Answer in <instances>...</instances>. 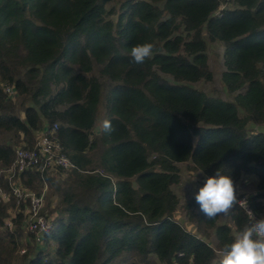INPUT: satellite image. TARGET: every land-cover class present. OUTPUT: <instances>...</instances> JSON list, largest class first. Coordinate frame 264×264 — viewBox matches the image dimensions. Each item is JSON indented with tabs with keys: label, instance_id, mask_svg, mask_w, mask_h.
Listing matches in <instances>:
<instances>
[{
	"label": "trees",
	"instance_id": "1",
	"mask_svg": "<svg viewBox=\"0 0 264 264\" xmlns=\"http://www.w3.org/2000/svg\"><path fill=\"white\" fill-rule=\"evenodd\" d=\"M145 42L153 54L136 64L131 48ZM217 42L232 102L192 86L214 79L207 51ZM102 104L111 134L97 130ZM253 125H264V0H0V171L55 126L77 167L20 176L37 195L47 188L48 208L59 199L41 248L27 206L0 199V239L27 249L14 264H213L217 250L174 220L179 165L205 179L219 170L236 193L255 178L249 200L261 218L264 132ZM0 183L10 192L5 173ZM186 208L203 236L215 232L218 251L234 239L194 198ZM229 216L236 233L250 222L237 205Z\"/></svg>",
	"mask_w": 264,
	"mask_h": 264
},
{
	"label": "built area",
	"instance_id": "2",
	"mask_svg": "<svg viewBox=\"0 0 264 264\" xmlns=\"http://www.w3.org/2000/svg\"><path fill=\"white\" fill-rule=\"evenodd\" d=\"M3 89L7 95L14 97L15 90L13 87L6 86ZM56 129L57 126L40 133L34 148L20 147L16 149V161L13 166L7 171H0V174L5 173L10 185V192H7L0 183V199L3 202H9L11 198H14L17 205L25 204L27 206L25 212L27 218L24 225L26 230L34 236V245L37 248L43 247L46 235L53 229L56 214H49L47 210V188L40 195H37L21 184L20 176L26 171L35 169L41 173L56 169L64 171L77 169L63 153V148L55 136ZM237 198L246 201L244 206L237 204L245 211L246 215L247 209L254 213L250 206L249 197L237 195ZM254 217L259 219L255 213ZM248 218L251 220V217L248 216ZM5 228L6 230L13 229L11 221L6 222ZM26 253L25 248L20 250L21 255Z\"/></svg>",
	"mask_w": 264,
	"mask_h": 264
},
{
	"label": "rangeland",
	"instance_id": "3",
	"mask_svg": "<svg viewBox=\"0 0 264 264\" xmlns=\"http://www.w3.org/2000/svg\"><path fill=\"white\" fill-rule=\"evenodd\" d=\"M115 4V3H113ZM118 6V4H116ZM231 6V5H229ZM224 51L225 47L222 43H208V57H209V65L211 71L213 72L214 79L211 82L200 81L198 83L192 84L198 90H202L209 96L220 97L225 101L232 102L234 101V95L228 93L226 87L224 86L222 76L226 71L224 65ZM167 80H172L171 77L164 76ZM105 118V110L103 104L100 106L99 116H98V126L97 128H102V123ZM251 131L255 133L264 132V125H253L250 127ZM37 142V141H36ZM152 159V157H151ZM180 183L173 187L174 192L178 196L180 201V205L175 213L174 220L180 224L185 230L188 232L198 236L203 239L206 243H208L213 249L217 250V259L216 262L218 264L219 261V251H218V240L215 236V232L212 230L207 231V236H203L198 230L196 223H193L190 220L189 211H187L186 205L189 203L191 199L195 197V194L198 193L199 188L203 187L205 178L200 171L194 169L192 163L180 164ZM62 177V176H61ZM66 179L67 176L64 175L62 177ZM257 181L253 177H243L242 180L238 184L237 195L251 197L257 193ZM59 203L58 196L52 199L51 205H47V210L49 214L54 213L56 207ZM57 211V210H56ZM264 217V212L261 215ZM219 223L223 225L231 226L234 234L236 235L235 226L230 218V216H220ZM7 235L4 233L3 237L0 239V264H14L16 260L19 258L21 254L18 252L12 251L8 241ZM34 247H36L34 245ZM26 249V248H25ZM27 250V249H26ZM153 264H158L156 259H151Z\"/></svg>",
	"mask_w": 264,
	"mask_h": 264
},
{
	"label": "clouds",
	"instance_id": "4",
	"mask_svg": "<svg viewBox=\"0 0 264 264\" xmlns=\"http://www.w3.org/2000/svg\"><path fill=\"white\" fill-rule=\"evenodd\" d=\"M153 47V44L147 42L133 46L130 51L133 62L143 64L152 56ZM102 129L109 134L115 130L109 120L103 121ZM194 199L199 211L208 220L228 216L237 204H246V201L238 200L231 176L219 170L214 176L205 179ZM247 215L251 217L250 222L245 223L234 239L220 249L218 264H264V217L256 219L248 209ZM213 264L217 262L213 261Z\"/></svg>",
	"mask_w": 264,
	"mask_h": 264
},
{
	"label": "crops",
	"instance_id": "5",
	"mask_svg": "<svg viewBox=\"0 0 264 264\" xmlns=\"http://www.w3.org/2000/svg\"><path fill=\"white\" fill-rule=\"evenodd\" d=\"M97 130H99V131H100V129H99V128H97Z\"/></svg>",
	"mask_w": 264,
	"mask_h": 264
}]
</instances>
